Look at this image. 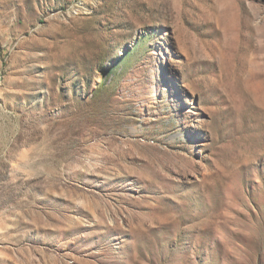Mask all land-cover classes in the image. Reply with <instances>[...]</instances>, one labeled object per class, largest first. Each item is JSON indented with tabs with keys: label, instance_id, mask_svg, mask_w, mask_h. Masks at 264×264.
<instances>
[{
	"label": "rangeland",
	"instance_id": "374dc122",
	"mask_svg": "<svg viewBox=\"0 0 264 264\" xmlns=\"http://www.w3.org/2000/svg\"><path fill=\"white\" fill-rule=\"evenodd\" d=\"M0 264H264V0H0Z\"/></svg>",
	"mask_w": 264,
	"mask_h": 264
}]
</instances>
